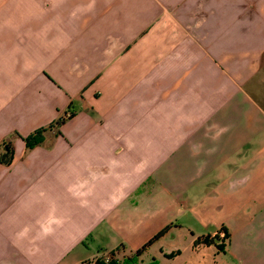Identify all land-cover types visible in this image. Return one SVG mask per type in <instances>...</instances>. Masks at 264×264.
I'll return each mask as SVG.
<instances>
[{
	"label": "crops",
	"instance_id": "0c3cea01",
	"mask_svg": "<svg viewBox=\"0 0 264 264\" xmlns=\"http://www.w3.org/2000/svg\"><path fill=\"white\" fill-rule=\"evenodd\" d=\"M142 248L264 264V0H0V264Z\"/></svg>",
	"mask_w": 264,
	"mask_h": 264
},
{
	"label": "trees",
	"instance_id": "16d2710c",
	"mask_svg": "<svg viewBox=\"0 0 264 264\" xmlns=\"http://www.w3.org/2000/svg\"><path fill=\"white\" fill-rule=\"evenodd\" d=\"M44 131H45V129H38L34 133H32L31 135L25 137L24 138V143H25L26 148L27 149H31V148L37 146L38 144H40L43 141V133H44ZM164 232H165V229L162 230L160 233H158L154 237V239L159 238ZM142 250H143V248L140 249L139 251H137L133 258L125 259L123 261V263L127 264V263L135 261L136 257L141 253ZM97 264H104V263H97ZM106 264H119V263H117V262L112 260V261H110L109 263H106Z\"/></svg>",
	"mask_w": 264,
	"mask_h": 264
},
{
	"label": "rangeland",
	"instance_id": "374dc122",
	"mask_svg": "<svg viewBox=\"0 0 264 264\" xmlns=\"http://www.w3.org/2000/svg\"><path fill=\"white\" fill-rule=\"evenodd\" d=\"M109 258V260H106V259H108ZM115 261V262H117V263H123V261L122 262H120L119 260H116V259H113L112 258V256L110 255V254H108V255H105V256H103V257H101V258H98V260H96L95 261V264H97V263H104V264H106V263H109L110 261Z\"/></svg>",
	"mask_w": 264,
	"mask_h": 264
},
{
	"label": "built area",
	"instance_id": "2783aa9c",
	"mask_svg": "<svg viewBox=\"0 0 264 264\" xmlns=\"http://www.w3.org/2000/svg\"><path fill=\"white\" fill-rule=\"evenodd\" d=\"M106 260H109V258H108V259H106Z\"/></svg>",
	"mask_w": 264,
	"mask_h": 264
}]
</instances>
